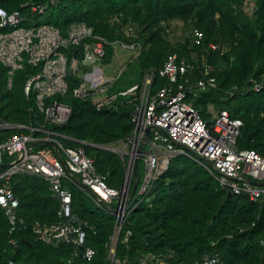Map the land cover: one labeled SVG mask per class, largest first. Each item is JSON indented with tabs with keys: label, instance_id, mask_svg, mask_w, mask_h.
I'll list each match as a JSON object with an SVG mask.
<instances>
[{
	"label": "trees",
	"instance_id": "trees-1",
	"mask_svg": "<svg viewBox=\"0 0 264 264\" xmlns=\"http://www.w3.org/2000/svg\"><path fill=\"white\" fill-rule=\"evenodd\" d=\"M29 1L47 3L49 0H0V6L10 12L15 9L25 12L29 6L24 5ZM242 4L243 0H59L35 21L37 25L53 24L63 33L72 23L86 22L95 33L112 43L118 40L140 43L142 48L137 56L142 78L150 70L160 69L170 53L196 64L206 58L215 67L218 88L188 99L208 119L207 108L211 102L216 108L228 110L233 118L242 119L239 147L264 155V88L260 91L250 88L251 78L264 80V0L258 1L253 14L246 13ZM176 20L186 25L191 21L193 30L200 29L204 34L201 44H196L193 33L172 43L171 23ZM128 26H134L130 35L125 33ZM211 43L219 44V50L226 48V51L223 54L213 51ZM110 46L103 58L106 61L110 59ZM0 69V120L33 126L44 124L45 114L38 110L35 96L25 95L23 89L26 79L39 68L26 65L17 71L12 89L6 87L7 69ZM88 70L83 67L82 73ZM80 77L70 72L69 93L49 100L57 99L72 107L67 123L55 129L65 136L97 145H84L87 154L94 158L97 171L108 175L110 186H122L126 175L124 160L119 153L99 145H115L131 135L134 124L130 105L122 103L131 98L121 95L113 109L99 111L92 98L73 97V90L81 83ZM200 77L196 73L191 81ZM167 82L165 78H156L152 92ZM141 87L134 93L135 97L139 96ZM235 87L238 90L230 95L228 91ZM4 138L0 131V142ZM61 140L68 146L81 145L70 138ZM142 168L139 162V184ZM134 182L133 178L132 185ZM11 184L20 201L21 218L58 220L59 204L44 178L19 174ZM64 185L72 191L74 212L89 224L86 245L95 250L94 258L87 261L73 256L72 245L56 248L44 244L28 230L19 231L16 238H26L33 246L19 242L14 248L8 241L9 222L0 207V264H113L108 256L115 215L77 184L65 179ZM136 204L135 200L130 201L116 247V257L122 264H140V257L150 252L167 264H195L203 255L216 252L220 255L218 264H264V205L250 201L245 194L221 189L206 163L192 155L174 156L168 171ZM240 226L245 227L243 232L238 231ZM128 230L132 235L125 241Z\"/></svg>",
	"mask_w": 264,
	"mask_h": 264
},
{
	"label": "built area",
	"instance_id": "built-area-1",
	"mask_svg": "<svg viewBox=\"0 0 264 264\" xmlns=\"http://www.w3.org/2000/svg\"><path fill=\"white\" fill-rule=\"evenodd\" d=\"M58 1H29L24 5L29 6L25 12L21 9L10 12L0 6V67L7 69L6 87L12 89L15 73L26 65L38 67L39 71L26 79L23 89L25 95L35 96L38 110L45 114V123L37 126L0 120V131L3 133L9 129L27 130L7 134L0 142V165H7L0 170V207L9 222L8 241L14 248L21 242L16 238L17 233L28 230L44 244L56 248L72 245L75 247L73 256L87 261L94 258L95 250L86 245L89 224L74 212L72 191L64 185L65 179L77 184L79 176L78 181L87 187L84 190L90 197L115 215L108 257L113 264H122L116 257V240L127 218L130 201L135 200L137 206L153 189L159 177L168 171L171 159L178 154H189L204 161L221 189L245 194L250 201L264 205V155L254 149L239 147L243 120L233 118L228 110L216 108L212 102L207 108L208 119L188 99L189 96L198 97L204 91L218 88L215 67L206 58L196 64L177 53H170L160 69L146 73L139 96L122 101L130 105L128 108L134 124L131 135L119 141L123 144L120 147L99 145L119 153L124 160L126 175L122 186H110L108 175L97 171L94 158L87 154L84 146L97 145L84 140H75L81 143L79 146L66 145L61 140L64 136L53 127L67 123L72 107L57 99L49 100L69 93L70 72L81 75V83L73 90V97L86 99L94 94H107L101 101L92 99L99 111L113 109L118 97L126 95L111 93L114 79L90 73L82 77L88 72L82 73V68H90L100 62L107 54V47L113 44L95 33L92 26L86 22H75L63 33L53 24H36L35 18L45 16ZM258 1L243 0L244 11L253 14L258 8ZM193 35L196 44H201L203 32L196 28ZM120 42L124 48L137 50V55L140 54V43ZM210 48L220 51L216 43H211ZM225 51L226 48L220 52L223 54ZM196 73L202 77L192 82L191 77ZM158 77L168 82L152 92ZM250 82V88L255 91L264 88V80L251 78ZM237 90L238 87H235L228 92L234 95ZM136 160L138 166L139 162L142 163L143 176L131 198V186L127 188L126 180ZM19 174L40 176L48 182L51 195L59 204L57 221H27L19 216L20 201L11 184L13 177ZM244 230L243 226L238 229L239 232ZM131 235V230H128L125 241ZM139 261L140 264H167L151 252L141 256ZM219 262L220 255L216 252L203 255L195 264Z\"/></svg>",
	"mask_w": 264,
	"mask_h": 264
},
{
	"label": "rangeland",
	"instance_id": "rangeland-1",
	"mask_svg": "<svg viewBox=\"0 0 264 264\" xmlns=\"http://www.w3.org/2000/svg\"><path fill=\"white\" fill-rule=\"evenodd\" d=\"M133 28L134 26L126 27L125 33L130 35L133 32ZM171 28L172 33L170 34V41L172 43L183 40L186 36L194 32L193 23L191 21L186 25L183 21L176 20L171 23ZM109 50L110 59L107 61L103 59L95 63L89 68L87 73L82 75V77H86L90 73L92 76L114 79L115 84L111 92H119L130 98H135L134 93L143 86L144 82V78H142L138 72L139 59L137 50H128L124 48L119 40L114 42ZM91 97L94 101H101L107 97V94H94ZM3 134L7 136V133L4 132ZM122 145L121 142H118L114 146L120 147ZM77 179L79 180V176Z\"/></svg>",
	"mask_w": 264,
	"mask_h": 264
},
{
	"label": "water",
	"instance_id": "water-1",
	"mask_svg": "<svg viewBox=\"0 0 264 264\" xmlns=\"http://www.w3.org/2000/svg\"><path fill=\"white\" fill-rule=\"evenodd\" d=\"M57 153H58V151H57ZM7 165L6 164H2V165H0V170L1 169H3V168H5ZM136 179V182H134L133 183V185H132V188H131V191H130V197L132 198L134 195H135V193H136V191H137V188H138V184H139V177H138V160H136L135 161V163H134V169H131V171L128 173V178H127V180H126V186H127V188H129L130 186H131V184H132V179ZM76 182H77V184L80 186V187H82L83 189H87V187L85 186V185H83L81 182H79L78 180H76ZM254 183V182H253ZM116 211V210H115ZM118 237H119V235H118ZM118 240L119 239H117L116 240V246H117V244H118ZM20 241L22 242V243H24L25 245H29V246H33V243L31 242V241H29L28 239H26V238H21L20 239Z\"/></svg>",
	"mask_w": 264,
	"mask_h": 264
},
{
	"label": "clouds",
	"instance_id": "clouds-1",
	"mask_svg": "<svg viewBox=\"0 0 264 264\" xmlns=\"http://www.w3.org/2000/svg\"><path fill=\"white\" fill-rule=\"evenodd\" d=\"M103 60V59H102ZM115 84V83H114ZM53 128H55V126L53 127ZM63 135V134H62ZM64 137L63 138H70V139H72V140H77V139H75V138H71V137H68V136H65V135H63ZM133 180V179H132ZM131 188H132V184H131Z\"/></svg>",
	"mask_w": 264,
	"mask_h": 264
}]
</instances>
